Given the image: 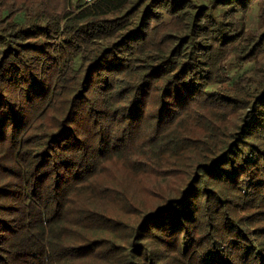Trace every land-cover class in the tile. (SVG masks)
Here are the masks:
<instances>
[{"label":"trees","instance_id":"16d2710c","mask_svg":"<svg viewBox=\"0 0 264 264\" xmlns=\"http://www.w3.org/2000/svg\"><path fill=\"white\" fill-rule=\"evenodd\" d=\"M0 264H264V0H0Z\"/></svg>","mask_w":264,"mask_h":264}]
</instances>
